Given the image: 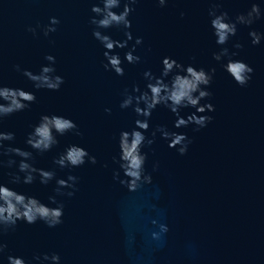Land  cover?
Listing matches in <instances>:
<instances>
[{"label": "water", "instance_id": "obj_1", "mask_svg": "<svg viewBox=\"0 0 264 264\" xmlns=\"http://www.w3.org/2000/svg\"><path fill=\"white\" fill-rule=\"evenodd\" d=\"M0 264H264V0H0Z\"/></svg>", "mask_w": 264, "mask_h": 264}]
</instances>
